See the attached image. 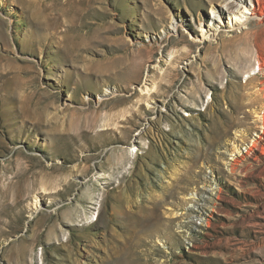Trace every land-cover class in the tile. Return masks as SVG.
Segmentation results:
<instances>
[{
    "label": "rangeland",
    "instance_id": "rangeland-1",
    "mask_svg": "<svg viewBox=\"0 0 264 264\" xmlns=\"http://www.w3.org/2000/svg\"><path fill=\"white\" fill-rule=\"evenodd\" d=\"M263 117L264 0H0V264H264Z\"/></svg>",
    "mask_w": 264,
    "mask_h": 264
},
{
    "label": "bare ground",
    "instance_id": "bare-ground-1",
    "mask_svg": "<svg viewBox=\"0 0 264 264\" xmlns=\"http://www.w3.org/2000/svg\"><path fill=\"white\" fill-rule=\"evenodd\" d=\"M45 3V2H44ZM231 4V3H230ZM230 4H227L226 6H227V8L228 9H230L231 7H230ZM62 5V4H61ZM44 6V5H43ZM42 6V7H43ZM67 6V5H66ZM46 10H48V7L47 6H45L44 8H43V11H46ZM52 12H54V11H52ZM64 12V11H63ZM62 12V13H63ZM51 13V12H50ZM49 13V14H50ZM53 14H51L50 15V17H46V19L44 20L45 22H46V24H48L49 25V23H50V20L52 21V20H54L55 18H57V17H55V18H53V16H52ZM62 15V14H61ZM59 16V15H58ZM45 18V17H44ZM62 18V17H61ZM58 19V18H57ZM43 21V22H44ZM61 23V22H60ZM238 37H236V36H229V37H226V38H222V40L221 41H223V42H231V43H233V42H235V41H238V40H240L244 35H247L246 33H239L238 32ZM263 120V122H264V117L262 118ZM263 129H264V127H263ZM9 188V187H8ZM30 188V187H29ZM27 189V192L29 193V192H31V190L30 189ZM5 190V189H4ZM3 190V193L4 194H6L7 193V191H9V190H6V191H4ZM21 192L22 191H19L18 193H19V196H21ZM2 194V193H1ZM3 194V195H4ZM17 196H18V194H17ZM1 210H2V207H1ZM2 214V213H1ZM47 216V215H46ZM46 216L44 217V216H42L41 217V219H46ZM0 218H1V216H0ZM1 220H0V224H1ZM36 225H38V224H36ZM24 247V246H23ZM23 247H21V248H23ZM21 250V249H20ZM22 253V252H21ZM22 255V254H21Z\"/></svg>",
    "mask_w": 264,
    "mask_h": 264
}]
</instances>
